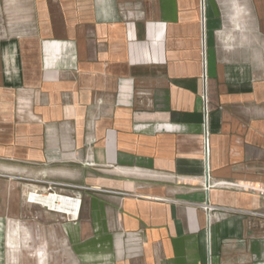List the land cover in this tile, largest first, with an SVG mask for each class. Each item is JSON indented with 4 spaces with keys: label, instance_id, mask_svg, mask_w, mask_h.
I'll return each mask as SVG.
<instances>
[{
    "label": "crops",
    "instance_id": "obj_1",
    "mask_svg": "<svg viewBox=\"0 0 264 264\" xmlns=\"http://www.w3.org/2000/svg\"><path fill=\"white\" fill-rule=\"evenodd\" d=\"M0 162L76 264H264V0H0Z\"/></svg>",
    "mask_w": 264,
    "mask_h": 264
},
{
    "label": "rangeland",
    "instance_id": "obj_2",
    "mask_svg": "<svg viewBox=\"0 0 264 264\" xmlns=\"http://www.w3.org/2000/svg\"><path fill=\"white\" fill-rule=\"evenodd\" d=\"M32 178L49 179L0 162V264H76L58 226L68 217L27 203L25 194L31 190Z\"/></svg>",
    "mask_w": 264,
    "mask_h": 264
},
{
    "label": "built area",
    "instance_id": "obj_3",
    "mask_svg": "<svg viewBox=\"0 0 264 264\" xmlns=\"http://www.w3.org/2000/svg\"><path fill=\"white\" fill-rule=\"evenodd\" d=\"M207 135H208V128L205 127L204 129V141H203V160L205 162V175L208 177V160H209V146H208V139H207ZM33 183H39L42 184L44 188L41 190H35V189H31L33 191H38L40 194L41 193H45L47 192L48 194H54L57 195L58 197H65V198H70L71 200L75 201V204L71 205V208L75 209L76 211V218L78 217L79 214V210H80V204H81V197L78 196L77 194H73V193H69L72 192V190H76V189H81L84 188V186L82 185H78V184H73L70 182H66V181H58V180H51V179H37V178H32L30 179ZM244 189H250V190H254L256 191L260 196L264 197V184L261 185H251V184H246L245 186H243ZM29 198H27V203L30 204H34L32 202H29ZM203 208L205 209H209L211 206L203 204L202 205ZM48 211L51 212H55V213H61L58 212L56 210H52L51 208L47 207ZM246 213L255 215V216H263L264 217V212L263 211H257V210H250V211H246ZM62 214V213H61ZM64 215V214H63ZM67 216V215H65ZM68 217V216H67ZM69 219V217H68ZM70 219H73L72 217H70Z\"/></svg>",
    "mask_w": 264,
    "mask_h": 264
},
{
    "label": "bare ground",
    "instance_id": "obj_4",
    "mask_svg": "<svg viewBox=\"0 0 264 264\" xmlns=\"http://www.w3.org/2000/svg\"><path fill=\"white\" fill-rule=\"evenodd\" d=\"M25 196L30 199L29 202L43 207H49L52 210L54 209L64 215H67L69 218H76V211L71 208V205L75 204V201L70 198L58 197L57 195L48 194L47 192L40 194L38 191L36 192L33 190L26 192Z\"/></svg>",
    "mask_w": 264,
    "mask_h": 264
}]
</instances>
